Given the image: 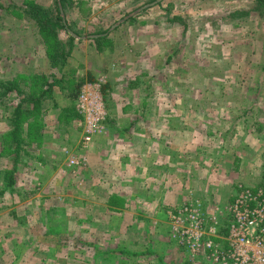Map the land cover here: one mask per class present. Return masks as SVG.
<instances>
[{
    "label": "crops",
    "instance_id": "obj_1",
    "mask_svg": "<svg viewBox=\"0 0 264 264\" xmlns=\"http://www.w3.org/2000/svg\"><path fill=\"white\" fill-rule=\"evenodd\" d=\"M224 51L219 65L206 62L210 53L204 52L203 62L189 64L188 73L171 83V93L140 94L144 89L130 67L122 81L100 79L65 101L56 91L46 97L40 111L44 123L39 130L26 129L39 135L26 143L31 146L30 158L22 159L26 169L20 170L16 158L12 187L0 175V232L7 214L18 228L37 208L53 215L56 207L68 208L60 201L71 200L76 235L106 247L100 255L108 261L127 255L139 264H218L212 251L196 256L173 238L171 216L191 204L205 221L204 244L225 248L229 208L239 187H264V93L240 87L246 81L243 66L235 63L230 71L233 63ZM250 76L245 83L254 88ZM152 80L157 90L163 81ZM183 82L187 87L179 94L176 87ZM121 85L126 86L122 97L115 88ZM83 91L99 97L104 121L97 112L88 126L77 108ZM70 109L78 121L68 117ZM72 159L79 166H71ZM56 220L67 219L49 221Z\"/></svg>",
    "mask_w": 264,
    "mask_h": 264
},
{
    "label": "rangeland",
    "instance_id": "obj_2",
    "mask_svg": "<svg viewBox=\"0 0 264 264\" xmlns=\"http://www.w3.org/2000/svg\"><path fill=\"white\" fill-rule=\"evenodd\" d=\"M56 1L60 4V0H0V175L11 187L13 170L17 166L26 169L22 159L30 158L31 146L21 147L16 166L15 155H3L1 144L11 131L14 109L29 94L27 86L43 84V79L65 101L68 94L72 97L68 83L72 82L76 96L84 85L100 79L124 80L131 67L132 77L141 83L137 86L144 89L140 94H166L174 90L171 83L188 73L189 64L203 62L204 52L210 53L206 62L219 65V53L226 47L228 62L233 63L230 71L234 72L235 63L243 66L246 81L240 87L245 92L264 93V4L259 0H68L61 17L67 21L69 33L59 31L58 38L47 40L25 11L34 3L55 15ZM99 35L104 38L100 46L95 42ZM58 41L69 53L63 68H53L49 55ZM250 74L255 78L254 88L247 87ZM156 76L163 81L157 90L152 82ZM12 84L18 86L11 89ZM125 87H115L116 93L121 96ZM186 87L183 82L176 88L182 94ZM45 104L43 101L41 107ZM68 115L73 118V109ZM75 116L73 120L78 121ZM44 118L39 116V125ZM32 157L38 160L36 155ZM67 191L72 193L73 187ZM61 203L68 208L56 207L53 215L37 208L34 218L26 217L18 228L9 224L13 219L7 214L0 232V264H139L127 255L110 261L100 255L103 247L76 235L74 208H69L74 202ZM53 204L51 201L50 207ZM52 218L67 220L49 221Z\"/></svg>",
    "mask_w": 264,
    "mask_h": 264
},
{
    "label": "built area",
    "instance_id": "obj_3",
    "mask_svg": "<svg viewBox=\"0 0 264 264\" xmlns=\"http://www.w3.org/2000/svg\"><path fill=\"white\" fill-rule=\"evenodd\" d=\"M77 108L80 114L86 115L88 126L94 125V113L102 121V102L97 95L82 92ZM85 144L91 142V137L84 139ZM71 166H79L74 159ZM239 193L229 208L228 235L226 247L204 244L206 225L203 216L191 204L182 206L177 214L171 216L175 228V238L194 255L205 250L213 252L218 264H264V187L252 190L239 187ZM216 235V229H210ZM203 243V244H202Z\"/></svg>",
    "mask_w": 264,
    "mask_h": 264
},
{
    "label": "trees",
    "instance_id": "obj_4",
    "mask_svg": "<svg viewBox=\"0 0 264 264\" xmlns=\"http://www.w3.org/2000/svg\"><path fill=\"white\" fill-rule=\"evenodd\" d=\"M260 3L264 4V0H259ZM60 4L56 1L55 15H53L50 9H46L38 4H28L25 14L29 16L33 21L36 22L41 35L49 40L50 37L58 38L59 31H66L69 33L68 23L64 21L61 17V10L65 13L67 10L68 0H60ZM100 36V35H99ZM104 41L103 37H98L95 42L100 46ZM56 44V43H55ZM51 49H54L53 52ZM50 49L49 55L52 60V67L63 68L67 65V59L69 58V53H66L63 44L58 41V44ZM61 61V63L59 62ZM40 82V80H39ZM43 84L36 86L30 85L31 94L26 95L22 101L17 105L13 112V122L12 130L6 134L2 141V154L3 155H15V158L20 157V151H22L23 145L27 143L28 138L30 141L37 139V134H28L27 128L39 130L41 124L39 125L41 105L46 97H51L53 94V85H48L47 79H43ZM18 85L15 84V87ZM12 84V88H15ZM73 87V86H72ZM70 88V93L74 96V87ZM15 90V89H14ZM18 93L22 94L21 90L16 88ZM13 91V90H12ZM2 96V95H1ZM32 104V108H27V106ZM30 119V122H29ZM29 122V123H28ZM27 123V125H25ZM22 147V148H21Z\"/></svg>",
    "mask_w": 264,
    "mask_h": 264
},
{
    "label": "water",
    "instance_id": "obj_5",
    "mask_svg": "<svg viewBox=\"0 0 264 264\" xmlns=\"http://www.w3.org/2000/svg\"><path fill=\"white\" fill-rule=\"evenodd\" d=\"M62 14H63V11L61 10Z\"/></svg>",
    "mask_w": 264,
    "mask_h": 264
}]
</instances>
